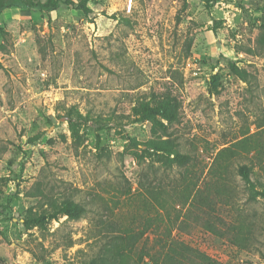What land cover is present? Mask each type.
Instances as JSON below:
<instances>
[{"label": "rangeland", "instance_id": "374dc122", "mask_svg": "<svg viewBox=\"0 0 264 264\" xmlns=\"http://www.w3.org/2000/svg\"><path fill=\"white\" fill-rule=\"evenodd\" d=\"M128 1L0 17V264H87L111 221L123 264L172 242L189 264H264V197L237 171L264 188V0ZM164 101L170 118L143 104ZM66 196L86 210L25 224Z\"/></svg>", "mask_w": 264, "mask_h": 264}, {"label": "trees", "instance_id": "16d2710c", "mask_svg": "<svg viewBox=\"0 0 264 264\" xmlns=\"http://www.w3.org/2000/svg\"><path fill=\"white\" fill-rule=\"evenodd\" d=\"M91 1L92 0H0V17L5 9H10L12 7H24L32 10L52 12L57 8H59L61 4L69 5L71 8L81 12L83 16L88 17L92 12L91 7L89 6V3ZM230 67L233 70V72L243 80L247 81L249 79L246 70L239 68L236 65V63L231 62ZM217 78H218L217 74L211 77L212 85L216 84ZM143 104L146 110L157 111L168 118L174 115L170 108V103L168 101L160 102L159 104H157L152 108H150L149 104L147 103H143ZM144 115L145 114H143V117H145ZM68 119L70 121L71 131L74 134H76V128L73 123V119L71 117H68ZM35 138H39V136H35ZM145 146L147 147L148 150L152 149L155 150L156 152H160L167 155L168 161L170 162V166H173L174 164L185 166L192 161V156L190 153L183 152L179 148L174 149L173 146L170 144V142H168L167 140L151 139L145 142ZM237 171L238 174L241 176L242 180L245 182L246 186L251 188V190L254 191V193L260 194L264 197V188L261 191L255 189L256 182L259 181V178L258 177H255V179L252 178V175H256L257 173L255 171L254 166L248 163L241 164L238 167ZM85 210L86 208L82 203L74 199H71V197L66 196L58 204V207L56 208L55 211L51 212L50 210H44L43 212L40 213L31 214L25 217L24 222L26 225H30V224L39 225V224H43L47 218H54L59 213H64V214L76 213L77 215H80ZM101 227L102 228H101L100 242L98 243V247L94 252V254L90 256L87 264H123L120 251L122 250L124 241L126 239L125 229H123L121 225L115 221L106 222V223L102 222ZM174 244L175 242H172L170 244V247L168 248V251L166 252L161 263L159 262V260H156V258L151 255L150 259L152 260V264H189V260L191 257L190 251L197 252V250L193 249L191 246L188 245L184 246L183 244L178 243V245L182 249V253L180 256L182 258V261H179L178 258L176 257L177 252L175 248H173ZM146 257L148 256L142 253L141 255L138 256V260L137 259L133 260V264H145ZM194 257L202 259V262L200 264L217 263V260L207 255L203 257H201L200 255H196ZM221 264H228V263L221 262Z\"/></svg>", "mask_w": 264, "mask_h": 264}, {"label": "built area", "instance_id": "2783aa9c", "mask_svg": "<svg viewBox=\"0 0 264 264\" xmlns=\"http://www.w3.org/2000/svg\"><path fill=\"white\" fill-rule=\"evenodd\" d=\"M132 4H133V0H129V1H128V5H127V9H128V11H131V9H132Z\"/></svg>", "mask_w": 264, "mask_h": 264}]
</instances>
